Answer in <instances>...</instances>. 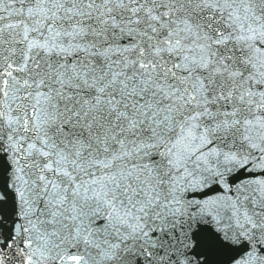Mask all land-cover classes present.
Wrapping results in <instances>:
<instances>
[{
  "label": "snow or ice",
  "instance_id": "1",
  "mask_svg": "<svg viewBox=\"0 0 264 264\" xmlns=\"http://www.w3.org/2000/svg\"><path fill=\"white\" fill-rule=\"evenodd\" d=\"M0 264H264V0H0Z\"/></svg>",
  "mask_w": 264,
  "mask_h": 264
}]
</instances>
